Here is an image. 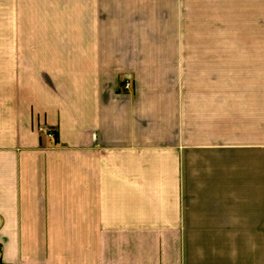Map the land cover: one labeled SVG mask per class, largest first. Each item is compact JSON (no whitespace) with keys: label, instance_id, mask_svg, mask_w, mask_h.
I'll return each instance as SVG.
<instances>
[{"label":"crops","instance_id":"1","mask_svg":"<svg viewBox=\"0 0 264 264\" xmlns=\"http://www.w3.org/2000/svg\"><path fill=\"white\" fill-rule=\"evenodd\" d=\"M253 72L264 0H0V264H264L259 143L193 80Z\"/></svg>","mask_w":264,"mask_h":264},{"label":"rangeland","instance_id":"2","mask_svg":"<svg viewBox=\"0 0 264 264\" xmlns=\"http://www.w3.org/2000/svg\"><path fill=\"white\" fill-rule=\"evenodd\" d=\"M193 80L196 93H204L198 86H206L204 90L210 92V96L219 95L222 98L225 96L229 136L231 135L229 132H232L241 137L242 141L250 138L253 142L258 141L262 175L264 172V72L196 73ZM240 130L241 132H238ZM258 243V260H264V233L258 234Z\"/></svg>","mask_w":264,"mask_h":264},{"label":"built area","instance_id":"3","mask_svg":"<svg viewBox=\"0 0 264 264\" xmlns=\"http://www.w3.org/2000/svg\"><path fill=\"white\" fill-rule=\"evenodd\" d=\"M131 87H132L131 78L130 77H127L124 80L123 84H122V88H123V90L128 91V90L131 89ZM45 133H46V135L49 138L55 139V129L54 128H46Z\"/></svg>","mask_w":264,"mask_h":264}]
</instances>
